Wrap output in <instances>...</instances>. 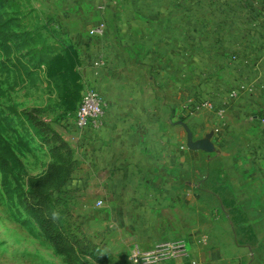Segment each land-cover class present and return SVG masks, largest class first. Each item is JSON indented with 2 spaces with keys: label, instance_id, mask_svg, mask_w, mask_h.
Listing matches in <instances>:
<instances>
[{
  "label": "crops",
  "instance_id": "crops-1",
  "mask_svg": "<svg viewBox=\"0 0 264 264\" xmlns=\"http://www.w3.org/2000/svg\"><path fill=\"white\" fill-rule=\"evenodd\" d=\"M196 1H22L78 92L62 97L45 81L61 116L90 89L105 103L92 141L63 122L74 170L60 213L118 264L134 244L179 239L191 258L163 264H264V80L229 73L227 32L196 31V12H181ZM184 126L194 142L210 136L213 152L190 150Z\"/></svg>",
  "mask_w": 264,
  "mask_h": 264
},
{
  "label": "rangeland",
  "instance_id": "rangeland-1",
  "mask_svg": "<svg viewBox=\"0 0 264 264\" xmlns=\"http://www.w3.org/2000/svg\"><path fill=\"white\" fill-rule=\"evenodd\" d=\"M210 1L204 5H181V12L200 14L202 21L194 27L198 29L196 31L212 30L206 18L208 12L213 14L233 13L235 19L243 22L247 21L248 16L255 18L253 23H257L256 25L249 24L243 27L232 25L228 27V30L236 31V36H238V30H244V39L243 37H231L230 40H233L231 44L243 43L246 58L253 56L251 59L258 60L260 63L259 68L255 66L246 69L245 75L252 77L254 74L255 77L259 76L264 80V16L260 18L258 10L252 5H233L231 3H215L219 2L218 0ZM166 8L169 13L180 11L177 9L179 6L172 3L166 5ZM182 24L185 25L184 27L191 28V22L187 19L183 20ZM256 30L257 33L254 34L256 40H253L252 37L248 38ZM223 57L228 62L235 61L229 53ZM27 60L28 58L24 59V61ZM229 73L235 74L236 70L230 69ZM14 82L13 72L8 73L7 70L0 67L1 137L10 144L18 158V161L13 165V174L9 177V189L3 186L0 173V264H96L95 262L81 261L82 255L78 256V260L70 262L57 255L54 245L44 238L38 223L32 220L25 210L28 177L44 173L52 161L60 163V160L51 159V151L53 147L60 146L58 142L54 141V138L56 139L54 134L66 143L60 135L61 130H64L63 122L66 118L61 116V111L57 108V103L53 102L51 95L46 93L43 81L40 82L39 79L30 84L25 82L19 87H14ZM33 109L37 112H33ZM24 114H28L30 117H24ZM29 118L34 120L37 125L39 124L37 128L47 138V141L34 135L28 122ZM54 200L60 216V198L54 197ZM72 231L76 232V230ZM41 238H44L45 241ZM46 246L47 252L45 253ZM48 247H51L52 251L48 250ZM105 264H118V262L108 259Z\"/></svg>",
  "mask_w": 264,
  "mask_h": 264
},
{
  "label": "trees",
  "instance_id": "trees-1",
  "mask_svg": "<svg viewBox=\"0 0 264 264\" xmlns=\"http://www.w3.org/2000/svg\"><path fill=\"white\" fill-rule=\"evenodd\" d=\"M22 1L0 0V67L8 73L13 72L14 87H19L25 82L35 83L40 79V82L47 81L49 87H53L59 94L62 93L60 94L62 97L78 96L75 89L70 92L67 88L71 76L69 67L62 65L61 57L51 56L47 50L49 46L46 40L42 34L36 32L39 26L34 23L32 12ZM25 58L28 60L24 61ZM24 117L30 116L24 114ZM33 121L30 118L28 120L34 135L47 141L37 128L39 124ZM1 133L0 126V173L3 186L8 188L9 177L13 174V165L18 158L10 144L2 139ZM54 137H56L54 141L60 146L52 148L51 159L60 160V163L52 161L44 173L28 177L25 210L32 220L38 223L44 238L54 245L56 254L67 262L78 260V256L82 255L81 261L105 264L107 259L101 255V251L85 238L66 228L61 213L58 215L54 197H59L65 184L70 180L74 161L69 145L56 134Z\"/></svg>",
  "mask_w": 264,
  "mask_h": 264
},
{
  "label": "built area",
  "instance_id": "built-area-1",
  "mask_svg": "<svg viewBox=\"0 0 264 264\" xmlns=\"http://www.w3.org/2000/svg\"><path fill=\"white\" fill-rule=\"evenodd\" d=\"M206 0H197L195 4L204 5ZM219 2L215 3H231L235 4H248L252 5L259 12L260 18L264 16V0H218ZM195 2V1H194ZM211 2L208 0L206 3ZM234 14L227 12H220L213 14L212 12H208L206 18L209 22V26L212 28L213 32H217L221 29H224L227 32V47L225 51L226 54H230L235 61L228 62L231 66V69H235L236 71H241L245 74V70L249 68H254L255 66H259L260 63L258 60L251 59V57L246 58V50L243 43L236 42L235 44H231L233 40H230L231 37L236 36V31L228 30L229 26L235 25L236 27L240 26H248L249 24L256 25L257 23H253V19L248 16L247 21L243 22L242 20L235 19ZM196 20H201L202 17L200 14L196 13L194 16ZM228 22V23H226ZM245 24V25H243ZM244 30H238L236 37H243L244 39ZM257 33V30L253 32V34L248 37L253 40H256L254 34ZM92 34H103V27H98L93 30ZM213 39V38H212ZM230 42V44H229ZM241 53V55H240ZM224 56V54H223ZM104 60H98L97 65H103ZM230 96L232 98L235 97V92H231ZM106 117V107L100 93L94 89L87 90L81 98V101L74 112V114L70 118H66L64 121L65 126L72 128L73 132L84 136L87 141H92V139L96 138L100 135L101 130L104 127ZM261 124L264 126V118L261 120ZM82 147H85L83 145ZM191 258V254L187 247V243L184 239H179L170 242H160L153 246V248L149 250H143L138 244H134L131 247V252L128 257L127 264H163L167 261L171 260H189Z\"/></svg>",
  "mask_w": 264,
  "mask_h": 264
},
{
  "label": "water",
  "instance_id": "water-1",
  "mask_svg": "<svg viewBox=\"0 0 264 264\" xmlns=\"http://www.w3.org/2000/svg\"><path fill=\"white\" fill-rule=\"evenodd\" d=\"M184 127H185L186 132H187V147L190 150H202V151L207 152V153L213 152V150H214L213 145L209 141L210 136H207L206 138H204L202 140L194 142L193 136H192L190 130L186 126H184Z\"/></svg>",
  "mask_w": 264,
  "mask_h": 264
}]
</instances>
